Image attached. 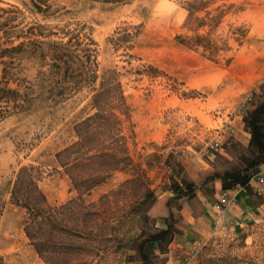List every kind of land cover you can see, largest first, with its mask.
<instances>
[{"label": "rangeland", "instance_id": "1", "mask_svg": "<svg viewBox=\"0 0 264 264\" xmlns=\"http://www.w3.org/2000/svg\"><path fill=\"white\" fill-rule=\"evenodd\" d=\"M176 2L181 10L165 0H0V85L29 97L0 119L3 264H47L25 236L24 209L10 202L20 166L34 167L53 206L81 200V211L89 212L78 222L68 219L84 234L61 264H142L135 243L142 231L162 226L170 183L181 175L191 180L181 159L225 140L214 168L241 163L246 146L236 137L245 130L237 127L264 83V0ZM75 34L81 43L69 46ZM49 44L78 56L83 65L72 68L79 74H53L52 61L40 57ZM11 46L17 48L7 53ZM93 114L65 173L55 154L77 142V123ZM229 126L234 135L226 134ZM106 129L117 138L112 146ZM181 149L185 155L176 158ZM112 164L116 169L104 168ZM168 206L180 216L175 201ZM90 230L113 240L93 241ZM166 254L156 255L154 264H167ZM170 256L169 264H264V208L213 226L184 257Z\"/></svg>", "mask_w": 264, "mask_h": 264}, {"label": "trees", "instance_id": "2", "mask_svg": "<svg viewBox=\"0 0 264 264\" xmlns=\"http://www.w3.org/2000/svg\"><path fill=\"white\" fill-rule=\"evenodd\" d=\"M35 7L40 10V6L36 3ZM33 27H28V30L34 35H41V31L34 33ZM25 34V33H23ZM69 46L77 47L81 43L80 36L71 35L68 40ZM17 47L11 46L6 48L7 53L15 50ZM42 60L50 59L52 61V73L63 71L66 76L73 74L72 66L74 64L83 65V61L69 51L64 46L58 44H49L47 52H40ZM85 57V56H84ZM87 58V56H86ZM79 72H74V74ZM82 76V75H80ZM79 76V77H80ZM260 94L255 103L252 104L245 115L242 117V126L249 134L248 143L246 145V153L241 156V163L231 168L222 171L216 170L213 175L206 177V180L216 178L221 183L222 189H230L235 186L242 187L248 195H254L250 186L251 177L264 166V83L258 87ZM30 90V87H29ZM99 93H96L93 98V107L96 108L98 103H94ZM29 102L27 94L20 93L17 90L8 89L6 85H0V119L5 117L9 108H22ZM97 114L90 115L86 119L77 123L78 140L73 146H66L59 150L56 154L58 164L67 173L70 170L68 163L69 156L73 152L80 153L83 146L84 130L83 126L96 117ZM105 137L109 138V144L112 146V141L117 138L110 129L104 132ZM75 150V151H74ZM108 148L103 147V153H107ZM81 161H77L80 164ZM116 169V165H105L104 168ZM91 179L89 183L94 185L95 182ZM76 185H81L80 179L75 181ZM173 196L165 203L166 214L161 218L162 226L155 227L148 233L142 231L140 238L134 245L133 249L138 256V260L142 264H154V258L158 254H166L169 250V244L173 239L175 233L178 232L176 224L179 217H175L172 210H170V201H175L176 209L182 208V203L191 200L195 184L181 175L178 180L172 181L169 187ZM10 202L15 206L21 207L25 211V220L23 229L25 236L39 252L47 259V264H61L60 261L67 258L70 250L73 248L72 241L76 239V245L79 240L83 239V231H81L79 224L71 225L68 219L78 220L81 215H88L89 212H82L85 205L81 200H72L60 206H53L47 200L45 194L38 185L37 178L34 175V167L31 165H23L18 168L12 180L9 190ZM153 196V193H151ZM172 199V200H171ZM78 222V221H77ZM89 239L95 241L96 239L110 242L113 240L112 236L97 237V234L92 230L87 231ZM75 249L79 248L75 247ZM59 261V262H57ZM0 264H3L0 259Z\"/></svg>", "mask_w": 264, "mask_h": 264}, {"label": "crops", "instance_id": "3", "mask_svg": "<svg viewBox=\"0 0 264 264\" xmlns=\"http://www.w3.org/2000/svg\"><path fill=\"white\" fill-rule=\"evenodd\" d=\"M241 129L242 122L237 127L238 131H241ZM236 139L246 146L249 134L243 131V137L239 138L237 136ZM215 157V155H206L196 159L195 156L192 157L190 155L181 159V165L189 173L196 189L191 200L184 202L183 207L179 210L180 216L176 224L178 232L173 236L169 244V250L165 255L168 257L166 260L167 264L171 260L170 254L174 256L172 259L179 256L184 257L190 246L206 239L215 225L217 216L215 196L221 188V183L216 178L208 179L205 182L206 177L213 175L214 171L219 170L215 169L212 164ZM260 169H264V166H261ZM250 186L254 195H248L243 188L238 189L235 193V202L225 209L222 214L224 222L238 223L248 215L264 208V191L259 194L252 183ZM256 194L262 196L258 203L254 199ZM174 263H176L175 260Z\"/></svg>", "mask_w": 264, "mask_h": 264}, {"label": "built area", "instance_id": "4", "mask_svg": "<svg viewBox=\"0 0 264 264\" xmlns=\"http://www.w3.org/2000/svg\"><path fill=\"white\" fill-rule=\"evenodd\" d=\"M235 129L229 126V131L226 132L228 135H234ZM225 143V140H219L218 145L212 146L209 151H207L204 154H201L200 156H195L196 159L199 157H204L206 155H215L217 153H220L222 150V146ZM176 158H180L185 155V149H181L180 151H177L174 153ZM165 170L167 173L171 174L173 172V169L168 164L164 165ZM252 183L253 187L256 189L257 193H262L264 191V169H260L257 173H255L251 179L250 184ZM240 186H235L230 189H222L220 188L215 196V207L217 216L215 218V225L214 228L218 225H230L232 223L224 222L222 218V214L231 204H233L236 200L235 193L238 189H241Z\"/></svg>", "mask_w": 264, "mask_h": 264}, {"label": "clouds", "instance_id": "5", "mask_svg": "<svg viewBox=\"0 0 264 264\" xmlns=\"http://www.w3.org/2000/svg\"><path fill=\"white\" fill-rule=\"evenodd\" d=\"M165 6L168 8L175 9V10H181L176 0H165Z\"/></svg>", "mask_w": 264, "mask_h": 264}]
</instances>
